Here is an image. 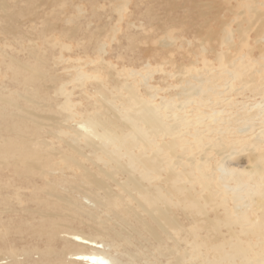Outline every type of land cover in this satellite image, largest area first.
<instances>
[{
	"label": "bare ground",
	"instance_id": "obj_1",
	"mask_svg": "<svg viewBox=\"0 0 264 264\" xmlns=\"http://www.w3.org/2000/svg\"><path fill=\"white\" fill-rule=\"evenodd\" d=\"M114 2L121 21L129 1ZM85 9H65L66 25ZM247 9L249 26L214 30V63L203 41L176 71L154 68L149 51L141 69L112 61L120 23L90 36L0 26V260L264 264V47L249 49L255 26L264 40V11L252 21Z\"/></svg>",
	"mask_w": 264,
	"mask_h": 264
},
{
	"label": "rangeland",
	"instance_id": "obj_2",
	"mask_svg": "<svg viewBox=\"0 0 264 264\" xmlns=\"http://www.w3.org/2000/svg\"><path fill=\"white\" fill-rule=\"evenodd\" d=\"M50 1L53 2L51 3ZM58 1L60 2L58 4H55L56 0H6L8 5L11 6L5 13L0 12V15L4 13L3 15L9 16L7 18H4L5 21L4 19L3 21L0 20V26L6 25V20L10 18V23L15 27H19V30L23 32L31 30V28H28L29 25L34 26L35 24H37L38 28L45 27V25H55L56 31H60L61 29L63 30V28L65 27H77L78 32L79 28H82L83 30L85 29V31H80L78 33L79 35L83 33L82 35L85 34V36H90L91 32H96L97 34H99V32L101 33L102 29L105 30L110 26L111 23H120V27L118 24L120 32L117 33V38L111 41V43L110 39L106 38V41L109 45L107 56L113 57L112 61H115V63L125 61L127 58L130 62L131 60H134L133 62L137 64H133V66L141 69L140 61L142 60V58L143 61L145 60L144 54L145 52L149 51V56L152 58H150L151 60L149 59V61L152 63V66L154 65V68L156 67V69L160 70L165 68V70L167 71H176L178 70L180 65L191 62V55H193L192 53L195 51L199 52V50L201 49L200 45L204 42V46L205 48H207L208 52L202 53V56H207V58L212 63H214V47L219 46V40L214 39V30H216L217 32L220 31L222 25H224L225 22H227V24L232 23V29L237 28L239 24L249 26L250 23L247 22V15L249 14V10L247 9L248 4H251V6H253L254 8L256 7L257 13H255L254 18L251 19L252 21L256 20L261 10L264 11V0H261L262 5H260V3L256 0H127L129 1V5L127 4V6L125 7L126 9H124V11L122 12V20L117 21L116 19L118 17L116 18V16H118V13L114 9V6L116 4L114 0H67L66 6L64 8L62 7V5H60L62 1L57 0V2ZM77 4L83 5L84 8L86 7L84 13L75 17L73 24L66 25L64 21L67 15L65 9L71 10V12L74 13V7ZM99 4L101 5V7H97ZM53 9L55 13H53ZM91 9L95 11L93 12ZM30 16L32 18H36V21H33L31 23L32 19ZM0 19H2L1 16ZM15 20H18V22H16ZM20 21L23 22L25 26H18ZM46 21H48V23ZM88 22L89 26L86 25L88 24ZM128 22L132 23L129 24ZM104 24H106L107 27ZM127 25H129L130 28ZM257 28L258 26H255L253 28V31L251 32V35H249V43L251 45V47L249 48L250 51H258L261 47H264V40L261 42L255 41L254 31H256ZM86 32L88 34H86ZM165 34H171L175 36V39L171 41V43L174 42L172 46H163L164 39L166 38ZM233 36L235 42L237 43L238 38L236 33H233ZM129 37H131L132 39H130ZM129 40H133L131 41V45ZM228 47L230 46H225V50H227ZM247 48L248 46L244 45L242 52L247 51ZM116 50L117 52L120 51L121 53H117ZM122 53L128 57H125ZM117 54L124 56L121 59H126L121 60L120 58H118L119 60H117ZM129 56L132 57L129 58ZM167 57L169 61H172L173 67L171 66V62L167 61V63H165V58ZM128 59L126 60V62H129ZM245 60L247 61V64H250L248 62V57H245ZM158 63H161L162 65L156 66L158 65ZM239 64H241L240 61ZM202 66L203 64H198V68ZM161 73L162 72H157V74H154V76L156 77L153 80L154 83H159L160 79L158 78L159 76H161ZM236 82L238 84L239 80H237ZM244 100H247L248 102H254L253 100H250L249 97H246ZM83 227V230L85 232H88V226ZM64 238V234H62V238H60V240L57 242H59V244H63ZM117 247L119 252H117L115 255L120 256V253H122V250L124 248L123 246ZM128 253H130V251ZM134 254L136 253L132 252L130 256L133 257ZM37 257L38 255H35L36 259ZM21 258L23 259L24 257L22 256L20 257V259ZM124 258H126L124 260H129V255L126 256L125 254ZM132 259L133 261L137 262V258L135 256ZM11 260V258L5 257V259L0 260V264H10ZM138 261L142 262L143 260L138 258ZM128 264L131 263H129L128 261Z\"/></svg>",
	"mask_w": 264,
	"mask_h": 264
}]
</instances>
